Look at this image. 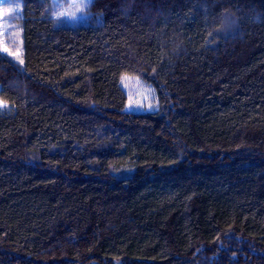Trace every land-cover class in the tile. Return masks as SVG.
I'll list each match as a JSON object with an SVG mask.
<instances>
[{
    "label": "trees",
    "instance_id": "16d2710c",
    "mask_svg": "<svg viewBox=\"0 0 264 264\" xmlns=\"http://www.w3.org/2000/svg\"><path fill=\"white\" fill-rule=\"evenodd\" d=\"M7 3L0 264H264V0Z\"/></svg>",
    "mask_w": 264,
    "mask_h": 264
},
{
    "label": "rangeland",
    "instance_id": "374dc122",
    "mask_svg": "<svg viewBox=\"0 0 264 264\" xmlns=\"http://www.w3.org/2000/svg\"><path fill=\"white\" fill-rule=\"evenodd\" d=\"M7 1L0 3V36L5 32L4 15L12 11V7H7V4L9 5ZM55 2L59 5L58 15L67 18L70 22L85 21L89 16L85 0H55ZM122 86L129 97L127 111L143 113L160 109L157 90L151 83L138 76L127 75L122 80ZM5 107L6 104L0 98V108Z\"/></svg>",
    "mask_w": 264,
    "mask_h": 264
},
{
    "label": "snow or ice",
    "instance_id": "6c2138e0",
    "mask_svg": "<svg viewBox=\"0 0 264 264\" xmlns=\"http://www.w3.org/2000/svg\"><path fill=\"white\" fill-rule=\"evenodd\" d=\"M4 2V0H0V3H3ZM92 3V0H85V4L87 5V4H91ZM77 7H82V5H77ZM3 52L4 53H9V49L7 48V47H4L3 48ZM10 62H12V61H10ZM19 63H23V61L22 60H20L19 61Z\"/></svg>",
    "mask_w": 264,
    "mask_h": 264
}]
</instances>
